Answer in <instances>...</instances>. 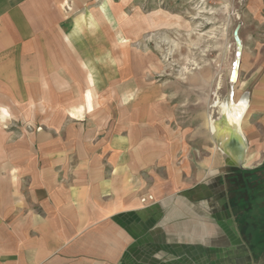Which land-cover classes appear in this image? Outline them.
I'll return each instance as SVG.
<instances>
[{
    "label": "crops",
    "instance_id": "crops-1",
    "mask_svg": "<svg viewBox=\"0 0 264 264\" xmlns=\"http://www.w3.org/2000/svg\"><path fill=\"white\" fill-rule=\"evenodd\" d=\"M80 2L0 0V264H252L219 188L264 157V118L242 130L264 94H238L244 151L260 156L241 166L235 127L207 116L208 83H131L113 65L126 44L80 36L103 22ZM262 40L248 76L264 85ZM243 50L240 35L230 100Z\"/></svg>",
    "mask_w": 264,
    "mask_h": 264
},
{
    "label": "rangeland",
    "instance_id": "rangeland-1",
    "mask_svg": "<svg viewBox=\"0 0 264 264\" xmlns=\"http://www.w3.org/2000/svg\"><path fill=\"white\" fill-rule=\"evenodd\" d=\"M263 5L264 0H82L77 11L84 13L82 17L86 22L90 21L88 24L96 18L92 11L99 16L98 21L103 20L97 27L89 26L90 29L80 31V36L95 33L104 37L106 29V32L110 31L112 42L118 40L115 45L120 41L126 44L119 50L112 43L113 65L118 58L127 64L131 83L182 85L207 82L209 99L206 112L208 118L215 119L219 112L215 105L216 93L220 98L217 105L236 103L242 98L238 94L243 92H249L250 96L264 94L261 92L264 85L252 83L253 76H248L249 65L260 57L263 46ZM237 24L241 26L237 33L238 44L233 36ZM239 32L244 41L243 65L230 100L228 93L236 78L231 81L229 75L237 58L235 53L240 51ZM80 45L85 49V43ZM217 85L220 86L218 90ZM253 112L242 130L244 127L252 129L249 122L255 128L260 125L264 112ZM256 156L246 149L241 156V166L257 164L260 156L254 163H246L247 159ZM237 171L219 189H224L227 204L238 217L239 238L251 245L252 264H264V181L254 187L249 186L248 181L253 179L244 176L248 172L244 169L240 174L244 181L247 178L245 187L235 189L231 181ZM148 196L151 198L143 202L142 198ZM144 197L141 198L143 203L154 202L152 195ZM227 204L224 203V209Z\"/></svg>",
    "mask_w": 264,
    "mask_h": 264
},
{
    "label": "bare ground",
    "instance_id": "bare-ground-1",
    "mask_svg": "<svg viewBox=\"0 0 264 264\" xmlns=\"http://www.w3.org/2000/svg\"><path fill=\"white\" fill-rule=\"evenodd\" d=\"M237 69H238V67H237ZM245 103H246V96H243L239 101H236V103H233V102L218 103V105L220 107V111H219L220 114L224 117V119L230 125L235 127V129H236V131H237V133L240 136V139L242 141V145H243V139H242V137H241V135L239 133L238 126L240 127L241 121L243 120V117H244V114H245L244 113L245 108H246ZM213 128H215V123L213 124ZM241 148H242V151L244 152V145ZM256 159H257L256 157L255 158H251V159H247L246 163L247 164H252V163H254L256 161Z\"/></svg>",
    "mask_w": 264,
    "mask_h": 264
},
{
    "label": "flooded vegetation",
    "instance_id": "flooded-vegetation-1",
    "mask_svg": "<svg viewBox=\"0 0 264 264\" xmlns=\"http://www.w3.org/2000/svg\"><path fill=\"white\" fill-rule=\"evenodd\" d=\"M241 171H237V175H235V179L232 180V183H234L235 189H243L245 187V182H247V178L243 179V177H252L253 180H249L248 183L249 186L254 187L255 184H259L261 181H264V157L257 167L253 168L252 170L245 172L244 176L240 174ZM232 177V176H231ZM242 177V179H241ZM238 183V184H237ZM237 184V185H236Z\"/></svg>",
    "mask_w": 264,
    "mask_h": 264
},
{
    "label": "water",
    "instance_id": "water-1",
    "mask_svg": "<svg viewBox=\"0 0 264 264\" xmlns=\"http://www.w3.org/2000/svg\"><path fill=\"white\" fill-rule=\"evenodd\" d=\"M239 27L240 25L237 24L234 28V31H233V36H234V39L235 41H237V44H238V31H239ZM236 57L238 58V55H239V51L237 50L236 53H235ZM238 59H235L232 63V71H231V74H230V79L231 81H234V79L236 78V75H237V67H238ZM237 142L239 143V155H238V161L241 160V156H242V144H241V140H237ZM233 144V143H231Z\"/></svg>",
    "mask_w": 264,
    "mask_h": 264
},
{
    "label": "built area",
    "instance_id": "built-area-1",
    "mask_svg": "<svg viewBox=\"0 0 264 264\" xmlns=\"http://www.w3.org/2000/svg\"><path fill=\"white\" fill-rule=\"evenodd\" d=\"M146 198H151L150 196L142 198V201L145 202Z\"/></svg>",
    "mask_w": 264,
    "mask_h": 264
}]
</instances>
